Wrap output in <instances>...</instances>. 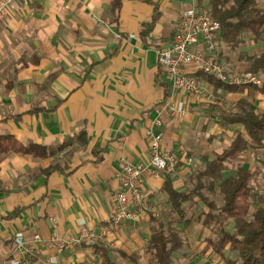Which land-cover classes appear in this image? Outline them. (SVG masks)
<instances>
[{
  "label": "crops",
  "instance_id": "1",
  "mask_svg": "<svg viewBox=\"0 0 264 264\" xmlns=\"http://www.w3.org/2000/svg\"><path fill=\"white\" fill-rule=\"evenodd\" d=\"M112 2L27 0L0 21V136L10 135L24 146L35 144L53 152L44 159L14 153L0 157V216L21 209L16 219L0 220V263L13 255L17 238L28 243L35 233L48 239L54 230L72 235L84 229L104 230L105 238L97 246L112 250L116 264L151 262L146 249L155 226L152 214L114 229L108 223L111 196L119 190L115 174L123 164L149 162L145 130L155 119V108L165 102L164 86H168L157 51L172 43L175 24L189 1L151 0L160 16L145 43L140 32L151 21L153 5L121 0L114 15ZM206 4L203 0L198 5ZM240 50H228L231 55L218 50V59L244 62V72L249 61L264 52L248 57ZM198 81L212 92L213 101L205 103L187 92H175L172 100L186 108V116L166 115L162 128H153L163 134V151L176 155L177 166L170 178L178 192L191 189V175L228 149L236 130L244 133L237 125L225 130L222 110L235 108L245 99L264 111L263 97L249 88L226 93ZM82 132L86 134L84 146L78 136ZM52 164H58L61 171L46 177L42 171ZM259 164L264 166V146H250L229 161L222 177H232L240 167L255 171ZM164 181L148 178L144 189L159 219L178 222L176 229L185 246L172 255V263L176 258L177 264L233 260L231 251L220 257L209 244L218 224L206 227L196 219L198 215L191 214L187 218L192 221L183 227L171 215L161 190ZM199 207L203 206L199 203ZM227 230L233 231V224ZM94 246L61 252L39 249L36 264H43L42 260L102 264Z\"/></svg>",
  "mask_w": 264,
  "mask_h": 264
},
{
  "label": "trees",
  "instance_id": "2",
  "mask_svg": "<svg viewBox=\"0 0 264 264\" xmlns=\"http://www.w3.org/2000/svg\"><path fill=\"white\" fill-rule=\"evenodd\" d=\"M153 5L151 21L142 25L140 37L145 43L159 19L160 12L157 5L151 0H140ZM203 0H197L201 5ZM121 0H113L111 11L116 15L121 8ZM206 6L210 9L212 17L221 25V32L217 39V48L227 47L230 51L240 50L247 42L253 45L264 44V8L259 7L256 0H207ZM247 74L264 73V52L249 61ZM194 76L204 80L213 86L214 91L222 90L226 93H240L249 88L261 95L264 100V84L262 86H232L223 84L207 77L201 72ZM170 97V87L164 86V98ZM237 110H222L221 124L225 130L229 126L243 127L244 133L236 130L233 134L231 145L223 153L216 156L210 162H206L203 169L191 175L192 188L185 192H178L173 188L170 176H166L162 186V192L166 195L170 206V213L177 217V221L186 227L191 220L187 218L189 206L193 202L202 203L205 211L198 214L196 219L202 220L206 227L216 223L213 230L215 238L209 240L215 255L224 257V252L229 250L234 254L233 260H226L225 264H264V195H255L252 190L253 173L240 167L236 173L223 179L222 174L227 171L229 161L236 159L246 152L251 146H264V111H260L254 102L240 100L235 106ZM80 145L86 144V134L78 135ZM59 151V149H57ZM19 154L31 156L35 159H44L53 152L35 144L22 145L12 136H0V157L7 154ZM61 171L58 164H52L42 172L46 177ZM217 195L221 199V205L209 198ZM257 207L248 219L252 204ZM21 209H16L9 216H0V220L16 219ZM159 219V218H158ZM151 220L155 224L153 232L147 239L146 251L151 256L150 264H173L172 255L185 246L180 232L176 229L172 218ZM228 222L233 224V231L227 230ZM94 252L100 253L102 264H116L112 258V250L106 247L94 246ZM123 257L122 254H120Z\"/></svg>",
  "mask_w": 264,
  "mask_h": 264
},
{
  "label": "built area",
  "instance_id": "3",
  "mask_svg": "<svg viewBox=\"0 0 264 264\" xmlns=\"http://www.w3.org/2000/svg\"><path fill=\"white\" fill-rule=\"evenodd\" d=\"M188 1L189 4L175 24L172 43L157 51V63L170 87V97L155 108V119L145 130L149 142V162L146 165L125 163L115 174L119 190L111 196L113 207L108 218V223L114 229H120L127 223H136L146 213L158 218L144 184L148 178L157 180L172 175L177 166L176 155L163 151V134L153 130L162 128L166 115L175 119L186 116V108L172 100L173 93L187 92L199 101L211 103L213 94L200 84L194 76L196 72L232 86L264 84L263 74L231 72L227 69L218 59L217 53L220 23L212 17L206 5L199 6L197 0ZM26 4L27 0H0V21L6 20ZM51 221L55 225L56 220ZM104 238V230L96 233L84 229L72 235H60L54 230L48 239L35 233L28 243L17 238L13 255L0 264H36L39 249L55 248L58 252L73 250L83 245H98ZM42 263L50 264L47 260H42Z\"/></svg>",
  "mask_w": 264,
  "mask_h": 264
},
{
  "label": "rangeland",
  "instance_id": "4",
  "mask_svg": "<svg viewBox=\"0 0 264 264\" xmlns=\"http://www.w3.org/2000/svg\"><path fill=\"white\" fill-rule=\"evenodd\" d=\"M256 1H257V4L259 7L264 6V0H256ZM218 50H219L220 54L221 53L223 54V52L226 53V51H227L231 55V53L227 50V47H224L223 45L221 46V48L219 47ZM241 50L243 52L247 53L249 55L248 57H251L253 55H258L262 51H264V44L259 43L257 45H251L250 43H246V45L244 47H242ZM221 62L224 63L225 66H227V69H229L231 72H242L244 70V65H243L244 62L238 61L237 64H234V61L231 59H228V62H226V61L224 62L223 60H221ZM231 109L234 110L235 108L232 107ZM252 172L254 175V179H253V183H252L253 193L255 195H259V196L264 195V166L262 164H259L257 166V168L255 169V171H252ZM190 187L191 186H188V188H190ZM208 196L211 200H213L216 203L217 206L221 205V199L217 195H215V197L210 196V195H208ZM200 204H201V206H203L202 208L199 207V203H197V202H193L191 204H188V206H189L188 214L189 215H187V216H190L192 214V216L196 217L200 212H202L205 208H204V205L202 203H200ZM256 207H257V205L253 203L251 210H250V213L248 215V219H251L252 213ZM228 224L230 225L232 223L228 222ZM176 259H175V262L177 264L178 262L176 261ZM175 262H174V264H175Z\"/></svg>",
  "mask_w": 264,
  "mask_h": 264
}]
</instances>
